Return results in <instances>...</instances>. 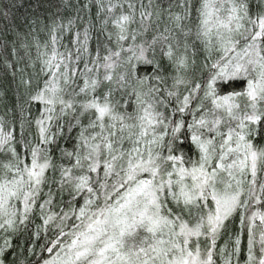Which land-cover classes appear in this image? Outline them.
I'll use <instances>...</instances> for the list:
<instances>
[{
  "label": "snow or ice",
  "instance_id": "obj_1",
  "mask_svg": "<svg viewBox=\"0 0 264 264\" xmlns=\"http://www.w3.org/2000/svg\"><path fill=\"white\" fill-rule=\"evenodd\" d=\"M13 6L0 264H264V0Z\"/></svg>",
  "mask_w": 264,
  "mask_h": 264
},
{
  "label": "trees",
  "instance_id": "obj_2",
  "mask_svg": "<svg viewBox=\"0 0 264 264\" xmlns=\"http://www.w3.org/2000/svg\"><path fill=\"white\" fill-rule=\"evenodd\" d=\"M2 4L13 3L12 13L15 18V23L20 25V30L23 31V22L25 18L33 16L46 15L48 12L52 11L49 7V0H0ZM6 22L0 21V24ZM11 36H8V39L11 40ZM10 55L7 56V59H11ZM3 57H0V89H6L11 94L12 78L9 71L3 66Z\"/></svg>",
  "mask_w": 264,
  "mask_h": 264
}]
</instances>
